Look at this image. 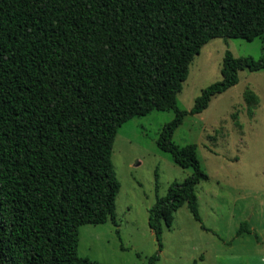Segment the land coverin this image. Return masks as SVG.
I'll use <instances>...</instances> for the list:
<instances>
[{
	"label": "trees",
	"instance_id": "16d2710c",
	"mask_svg": "<svg viewBox=\"0 0 264 264\" xmlns=\"http://www.w3.org/2000/svg\"><path fill=\"white\" fill-rule=\"evenodd\" d=\"M217 38L264 40V0H0V264H103L78 255L80 228L118 227L115 141L153 111L175 112L157 145L193 171L165 197L156 176L149 225L159 253L184 205L209 230L197 194L209 176L197 145L180 146L174 134L238 85L240 72L264 70V52L226 51L222 79L180 109L193 60ZM245 98L259 100L251 90Z\"/></svg>",
	"mask_w": 264,
	"mask_h": 264
},
{
	"label": "rangeland",
	"instance_id": "374dc122",
	"mask_svg": "<svg viewBox=\"0 0 264 264\" xmlns=\"http://www.w3.org/2000/svg\"><path fill=\"white\" fill-rule=\"evenodd\" d=\"M226 51L235 57L260 59L264 40H211L190 66L178 95L180 109L190 111L202 91L222 79ZM240 82L212 99L200 114H189L173 140L196 144L209 179L197 186L202 228L187 205L174 214L172 228L164 226L163 250L149 225V210L158 194L165 197L173 183L192 174L183 169L157 141L173 111H153L135 117L118 132L113 152L122 184L116 200L118 227L112 222L80 228L78 255L103 264H147L159 253L158 264H264V70L240 72ZM247 90L258 103L245 98ZM250 232L238 235L242 223ZM119 231V233H118Z\"/></svg>",
	"mask_w": 264,
	"mask_h": 264
}]
</instances>
